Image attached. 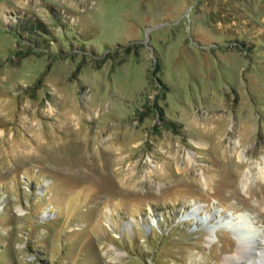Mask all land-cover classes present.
Instances as JSON below:
<instances>
[{"label": "rangeland", "instance_id": "374dc122", "mask_svg": "<svg viewBox=\"0 0 264 264\" xmlns=\"http://www.w3.org/2000/svg\"><path fill=\"white\" fill-rule=\"evenodd\" d=\"M233 221L264 264V0H0V264H223Z\"/></svg>", "mask_w": 264, "mask_h": 264}, {"label": "bare ground", "instance_id": "6f19581e", "mask_svg": "<svg viewBox=\"0 0 264 264\" xmlns=\"http://www.w3.org/2000/svg\"><path fill=\"white\" fill-rule=\"evenodd\" d=\"M238 141L239 140H237L236 143ZM235 149H237L236 145H235ZM242 155H243V153H242ZM238 217H241V215H239ZM228 225H229L228 226L229 231L232 232L234 234V236L236 235V238L239 241V246L237 247V250L235 251V253L230 255V257L223 259V264H232V263H234L236 258H240L244 254V252L246 251L247 247H249V245H247V244L250 242L248 238H246L244 235L240 234L241 232L239 231L238 227H236L237 224L234 223V221L229 223ZM258 249H259V250H257L258 252H264V247L263 248H258ZM250 256H249V260L251 261L252 259L250 258Z\"/></svg>", "mask_w": 264, "mask_h": 264}, {"label": "trees", "instance_id": "16d2710c", "mask_svg": "<svg viewBox=\"0 0 264 264\" xmlns=\"http://www.w3.org/2000/svg\"><path fill=\"white\" fill-rule=\"evenodd\" d=\"M25 24V23H24ZM27 26V27H26ZM25 27V28H24ZM24 27H22L24 30L25 29H29V28H34V26L31 24L30 26H28L27 24L24 26ZM36 29V28H35ZM26 31V30H25Z\"/></svg>", "mask_w": 264, "mask_h": 264}]
</instances>
